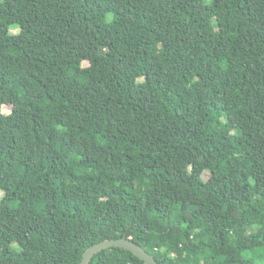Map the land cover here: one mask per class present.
<instances>
[{"label": "trees", "instance_id": "1", "mask_svg": "<svg viewBox=\"0 0 264 264\" xmlns=\"http://www.w3.org/2000/svg\"><path fill=\"white\" fill-rule=\"evenodd\" d=\"M0 191V264H264V0H0Z\"/></svg>", "mask_w": 264, "mask_h": 264}, {"label": "water", "instance_id": "2", "mask_svg": "<svg viewBox=\"0 0 264 264\" xmlns=\"http://www.w3.org/2000/svg\"><path fill=\"white\" fill-rule=\"evenodd\" d=\"M111 246H118L128 249L133 254L142 259L145 264H161L139 244L135 243L130 238L124 237L108 238L93 243L84 250L78 264H89L95 253Z\"/></svg>", "mask_w": 264, "mask_h": 264}, {"label": "rangeland", "instance_id": "3", "mask_svg": "<svg viewBox=\"0 0 264 264\" xmlns=\"http://www.w3.org/2000/svg\"><path fill=\"white\" fill-rule=\"evenodd\" d=\"M111 62L114 63V60L112 59ZM10 109H11V106H10V105H3V106H2V111H3V113H5L6 115L9 114ZM19 136H20V142H22L23 139H24V136H23V134H20ZM1 196H2V193H1V191H0V197H1Z\"/></svg>", "mask_w": 264, "mask_h": 264}]
</instances>
